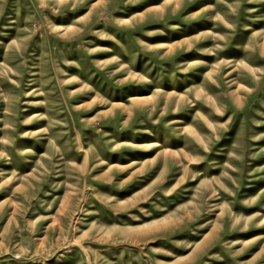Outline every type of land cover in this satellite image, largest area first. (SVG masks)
<instances>
[{
  "label": "rangeland",
  "instance_id": "374dc122",
  "mask_svg": "<svg viewBox=\"0 0 264 264\" xmlns=\"http://www.w3.org/2000/svg\"><path fill=\"white\" fill-rule=\"evenodd\" d=\"M0 264H264V0H0Z\"/></svg>",
  "mask_w": 264,
  "mask_h": 264
}]
</instances>
